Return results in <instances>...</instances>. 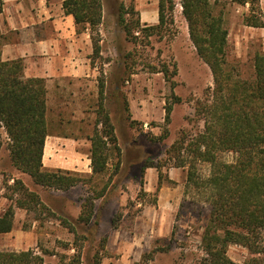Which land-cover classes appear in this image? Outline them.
Wrapping results in <instances>:
<instances>
[{
  "label": "rangeland",
  "instance_id": "rangeland-1",
  "mask_svg": "<svg viewBox=\"0 0 264 264\" xmlns=\"http://www.w3.org/2000/svg\"><path fill=\"white\" fill-rule=\"evenodd\" d=\"M172 1L174 23L166 25L161 34L147 37L144 28L159 24L160 0H103L102 57L95 61L100 74L92 85L93 91L85 90L83 96L75 99L67 93L63 101L54 98L49 102L45 169L92 174L90 138L102 117L103 102L116 128L120 148L105 176L89 179L86 185L67 192L36 186L30 176L12 166L8 136L0 126L4 143L0 150V213L10 206L15 208L13 230L0 234V251L33 249L44 256L47 264L69 262L81 247L82 264H95L97 258L102 264H190L204 255L201 242L209 219V203L202 192L187 188V168L178 167L179 158L172 159L169 151L180 139L192 138L204 130L195 106L214 88V78L191 41L182 0ZM212 2L216 4V0ZM123 7L130 12L126 16L130 24L138 19L141 22V27L133 30L136 42L127 37L119 24ZM259 7L256 14L264 21V0H260ZM218 10L224 13L229 33L230 65L241 78L251 79L255 55L264 53V28L246 25L251 9L240 0H221ZM2 44L0 36V47ZM126 56L130 58L126 60ZM162 71L169 72L175 85L166 80ZM101 79L105 82L103 100L99 95ZM169 107L172 112L167 120ZM184 156L183 150L181 158ZM222 160L233 163L236 155L225 153ZM199 169L204 174L208 172L206 165ZM160 176L165 188L161 218L155 208ZM15 180L38 193L56 217L40 208L36 212L16 208L15 201L21 194ZM106 184V194L96 199ZM87 201H93L95 218L90 226L95 225L79 228L77 238L57 217L77 220ZM158 217L156 225L162 233L171 223L172 231L163 237L151 234ZM114 218H118V228L113 226ZM66 245L68 250L64 249ZM261 246L264 248V234ZM228 255L239 264H248L255 257L240 245H232ZM256 257L260 258L259 264H264V253Z\"/></svg>",
  "mask_w": 264,
  "mask_h": 264
},
{
  "label": "trees",
  "instance_id": "trees-1",
  "mask_svg": "<svg viewBox=\"0 0 264 264\" xmlns=\"http://www.w3.org/2000/svg\"><path fill=\"white\" fill-rule=\"evenodd\" d=\"M220 2L182 0L191 41L213 74L214 88L209 89L207 97L197 101L195 106L196 115L204 122V130L192 138L185 136L177 141L169 154L172 159L179 158L178 167L187 168V188L202 192L210 206L201 242L204 255L190 264H239L228 255L232 245L243 246L255 256L248 264H259L260 258L256 256L264 253L261 246L264 234V53L255 55L254 76L251 79L237 75L228 60L229 33L224 13L218 10ZM240 3L250 5V13L245 18L246 25L264 28V21L256 14L260 0H240ZM63 8L67 15L74 17L78 32H90L93 44L90 58L94 67L95 61L102 57L100 26L104 18L103 0H64ZM132 11L131 15H134ZM173 11L172 0H160L159 24L144 28L143 31L148 32L146 36L161 34L166 25L173 24ZM127 15L130 12L123 7L119 24L127 37L136 42L138 38L133 36V30L140 28L141 22L138 19L130 24ZM128 58L130 56L125 59ZM24 69L23 59L4 61L0 53V126L8 136L7 149L12 166L30 176L36 186L62 192L81 184L86 185L89 179L105 176L112 158L120 153V148L116 128L103 102L102 117L97 120L90 138L92 174L88 176L69 170L45 169L43 157L49 136L47 85L43 78H26ZM162 72L166 80L175 85L169 72ZM104 92L105 82L101 79V100ZM177 100L180 101V98ZM166 110V119L170 120L172 108ZM3 146L0 139V150ZM183 150L185 156L181 158ZM225 153L235 154L236 160L233 163L223 161L222 155ZM201 165L208 167L207 173L200 171ZM118 170L119 164L115 165L116 173ZM15 183L21 194L15 201L16 208L28 212H36L40 208L56 217L38 193L30 191L22 182L15 180ZM163 184L160 176L157 191ZM108 188L109 184H106L95 198H102ZM57 218L78 238L79 228L90 226L95 218L93 201L84 203L77 220ZM14 220L15 208L10 206L0 216V234L10 233ZM117 221L118 218H114L112 222L115 228H118ZM83 239L87 241L88 238L84 236ZM64 249L68 250L69 245ZM82 250L83 247L76 249V254L69 262L61 260L59 264H82ZM160 250L167 251L169 248ZM0 264L47 262L43 255L30 249L20 252L0 251ZM95 264H102L101 258H97Z\"/></svg>",
  "mask_w": 264,
  "mask_h": 264
},
{
  "label": "crops",
  "instance_id": "crops-1",
  "mask_svg": "<svg viewBox=\"0 0 264 264\" xmlns=\"http://www.w3.org/2000/svg\"><path fill=\"white\" fill-rule=\"evenodd\" d=\"M63 2L0 0L1 57L4 61L23 59L26 78L45 79L48 106L54 98L57 102L63 101L67 93L75 99L83 96L85 90L93 91L92 85L100 74L91 64L90 32H78L74 17L65 13ZM163 186L155 207L160 218L165 200ZM159 217L150 229L155 237L172 231L171 223L167 232L158 230Z\"/></svg>",
  "mask_w": 264,
  "mask_h": 264
}]
</instances>
